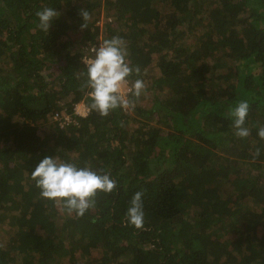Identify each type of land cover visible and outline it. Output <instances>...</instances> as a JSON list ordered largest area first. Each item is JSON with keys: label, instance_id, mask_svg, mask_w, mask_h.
Instances as JSON below:
<instances>
[{"label": "trees", "instance_id": "1", "mask_svg": "<svg viewBox=\"0 0 264 264\" xmlns=\"http://www.w3.org/2000/svg\"><path fill=\"white\" fill-rule=\"evenodd\" d=\"M44 7L60 13L47 33ZM113 36L146 89L134 109L76 114L82 56ZM242 100L246 138L227 115ZM261 126L264 0H0V264H264ZM46 155L117 188L69 216L31 179ZM139 190L143 230L125 218Z\"/></svg>", "mask_w": 264, "mask_h": 264}, {"label": "clouds", "instance_id": "2", "mask_svg": "<svg viewBox=\"0 0 264 264\" xmlns=\"http://www.w3.org/2000/svg\"><path fill=\"white\" fill-rule=\"evenodd\" d=\"M35 15L39 21L37 27L47 33L52 21L60 13L52 7H44L37 10ZM80 15L83 19L80 28L83 30L89 26L91 14L81 9ZM92 51L93 56L84 61L87 72L81 74L84 78L79 85L81 90H90L88 96L91 102L87 105V110L106 117L117 108L134 109L146 84L142 79H136L130 87L124 88L127 78L133 72L139 75L140 69L131 67L127 62L123 39L119 36L104 39ZM129 94L135 99H130ZM249 108L248 101L242 100L227 113L233 121L234 135L238 138L250 135V129L245 126ZM257 135L264 139V126L259 127ZM259 154L260 149H255L254 158ZM31 179L40 190L41 198L53 201L67 215L74 213L76 217L84 216L95 207L98 192L112 193L117 188L116 180L102 168L94 170L89 166L78 167L74 162L60 161L47 155L32 169ZM143 195V190L136 191L125 213L127 223L141 230L144 228Z\"/></svg>", "mask_w": 264, "mask_h": 264}, {"label": "built area", "instance_id": "3", "mask_svg": "<svg viewBox=\"0 0 264 264\" xmlns=\"http://www.w3.org/2000/svg\"><path fill=\"white\" fill-rule=\"evenodd\" d=\"M99 43L100 41L92 42L88 45L86 49L87 52H85L84 55L82 56L83 61H86L87 59L93 56L92 50L96 48ZM130 86H131L130 82L127 79V84L124 86V88L126 89L127 87H130ZM73 109H74V112L79 115H85L88 111L87 106L84 104V102H81V101L74 103ZM123 110L127 111V109H123ZM52 120L56 121L60 127L66 126L70 122L75 121V119L72 117V114L70 112H65V111H54L52 115Z\"/></svg>", "mask_w": 264, "mask_h": 264}, {"label": "rangeland", "instance_id": "4", "mask_svg": "<svg viewBox=\"0 0 264 264\" xmlns=\"http://www.w3.org/2000/svg\"><path fill=\"white\" fill-rule=\"evenodd\" d=\"M102 20H100V25L102 24L101 22ZM131 84V83H130ZM6 236V233H5V227L4 226H1L0 225V238H4Z\"/></svg>", "mask_w": 264, "mask_h": 264}]
</instances>
